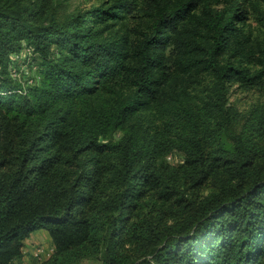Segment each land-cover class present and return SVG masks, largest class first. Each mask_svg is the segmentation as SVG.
<instances>
[{
	"label": "trees",
	"instance_id": "obj_1",
	"mask_svg": "<svg viewBox=\"0 0 264 264\" xmlns=\"http://www.w3.org/2000/svg\"><path fill=\"white\" fill-rule=\"evenodd\" d=\"M57 1L0 0V264H24L40 230L54 251L30 264H264V108L236 132L228 104L230 84L263 83L264 47L251 73L239 25L264 24V0H110L65 19ZM24 46L33 85L12 75Z\"/></svg>",
	"mask_w": 264,
	"mask_h": 264
},
{
	"label": "rangeland",
	"instance_id": "obj_2",
	"mask_svg": "<svg viewBox=\"0 0 264 264\" xmlns=\"http://www.w3.org/2000/svg\"><path fill=\"white\" fill-rule=\"evenodd\" d=\"M110 0H58L54 7V14L59 19H65L72 14L78 12L89 11L92 8L100 6H108ZM264 11V5L261 8ZM130 29H135L138 31H144L147 27V21L141 18H132L129 19L127 23ZM239 27H242L244 34L249 36L250 44L253 45V48L256 49V60H252L251 64L243 63L244 68H248L251 73H256L262 68L259 66L258 59L261 57L258 52L260 48L264 47V24L261 20L258 19L257 15H250L249 19L245 21L244 24H240ZM238 63L237 61H235ZM38 61L35 58L31 59V63L27 65L25 61H19L16 65V70L18 76L21 80L34 79L38 76ZM213 83V78L210 76H205L201 79V84H195L190 86L188 91L192 94H199V92L205 89L208 86H211ZM228 104L238 114L237 124L234 126L236 132L241 130L243 124H245L246 118L249 114L255 109L264 108V78L263 83L259 86H254L251 89H246L242 87L239 83H232L228 86ZM182 157L178 153H174L168 157V162L171 165L179 166L182 163ZM215 182L209 181L200 189H187V197L191 200H200L205 198L209 193L214 191ZM37 232V231H36ZM34 234V233H33ZM32 234V235H33ZM37 246H34L33 249L30 247L32 252ZM52 246V245H51ZM46 249L50 248V245L45 246ZM29 250V249H28ZM31 252V254H32ZM29 256V262L33 260V257H30L29 252H27L26 257ZM80 264H100L96 260H86Z\"/></svg>",
	"mask_w": 264,
	"mask_h": 264
},
{
	"label": "built area",
	"instance_id": "obj_3",
	"mask_svg": "<svg viewBox=\"0 0 264 264\" xmlns=\"http://www.w3.org/2000/svg\"><path fill=\"white\" fill-rule=\"evenodd\" d=\"M33 57H34L33 49L31 47L24 46L20 52H18L17 54L14 55L13 61L15 62L16 65L19 61H25L27 63V65H29L31 63V59ZM15 73H17L16 67L12 68V75L14 78L18 79L19 81H22L20 76H18L17 74L15 75ZM24 79H25V77H24ZM24 82L26 83V85H33V84H35V79H29V80L25 79V80H23V83ZM53 251H54L53 246H51L48 249L44 248L43 246H38L34 249L31 256L33 257V259L36 262L41 263V262L47 260L48 258H50Z\"/></svg>",
	"mask_w": 264,
	"mask_h": 264
},
{
	"label": "crops",
	"instance_id": "obj_4",
	"mask_svg": "<svg viewBox=\"0 0 264 264\" xmlns=\"http://www.w3.org/2000/svg\"><path fill=\"white\" fill-rule=\"evenodd\" d=\"M43 246L45 248L46 245H52L51 239L48 235V233L44 230H40L35 232L33 235L30 236V238L25 243V253L27 255V252H29V255L31 257L32 250L34 246ZM29 249V250H28ZM24 264H30L29 262V256L24 258Z\"/></svg>",
	"mask_w": 264,
	"mask_h": 264
}]
</instances>
